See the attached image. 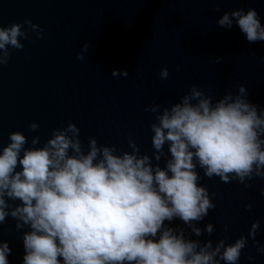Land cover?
<instances>
[{
	"label": "clouds",
	"instance_id": "clouds-1",
	"mask_svg": "<svg viewBox=\"0 0 264 264\" xmlns=\"http://www.w3.org/2000/svg\"><path fill=\"white\" fill-rule=\"evenodd\" d=\"M234 22L250 44L264 41L255 8L225 11L217 20L225 29ZM30 32L43 39V29L30 19L0 24V68L11 59V49H23L21 41ZM88 47L85 43L76 53L78 60L85 59ZM221 60L216 57L215 63ZM128 75L127 70L112 71L113 77ZM158 75L167 80L168 67L162 66ZM247 97L242 84L235 94L229 90L217 100L192 85L177 102L146 106L155 115L149 125L152 156L141 154L132 139L128 151L89 136L85 150L72 122L53 129L41 146L38 135L26 147L24 132L11 131L9 142L0 146V224L11 216L17 229L29 226L22 264H238L249 239L264 254V244L256 239L258 220L247 236L231 243L226 237L201 243L183 228L169 226L179 219L196 237L205 232L211 237L215 231L212 223L203 230L196 226L215 208L198 167L209 179L236 181L245 188L264 179V108ZM38 129L37 122L28 124L30 132ZM165 145L168 158L162 167ZM253 206L247 203L245 209ZM10 253L8 243L0 242V264H9Z\"/></svg>",
	"mask_w": 264,
	"mask_h": 264
},
{
	"label": "water",
	"instance_id": "water-1",
	"mask_svg": "<svg viewBox=\"0 0 264 264\" xmlns=\"http://www.w3.org/2000/svg\"><path fill=\"white\" fill-rule=\"evenodd\" d=\"M236 8H255L264 25V0H0V24L30 19L43 29V39L30 32L21 41L23 49H11V59L0 68V146L16 130L28 137L26 147L34 135L41 146L53 129L72 122L85 150L89 136L128 151L132 139L141 154L152 156L149 125L155 115L146 106L177 102L192 85L217 100L226 91L235 94L242 84L248 100L264 108V41L250 44L235 22L231 29L217 24L225 11ZM85 43V59L78 60L76 53ZM216 57H222L220 63ZM162 66L168 67L167 80L158 75ZM113 69L129 75L113 77ZM32 121L39 125L35 132L28 130ZM164 151L162 167L167 145ZM197 171L215 208L196 226L203 230L212 223L214 233L196 237L179 219L169 226L183 228L188 238L201 243L211 239L215 244L221 237L231 243L247 236L258 220L256 239L264 244V179L245 188L236 181L209 179L199 167ZM247 203H253L251 211L245 209ZM27 231L29 226L17 229L11 216L0 224V242L11 249L9 264H22ZM249 255L255 259L248 260ZM238 264H264V254L257 253L251 239Z\"/></svg>",
	"mask_w": 264,
	"mask_h": 264
}]
</instances>
